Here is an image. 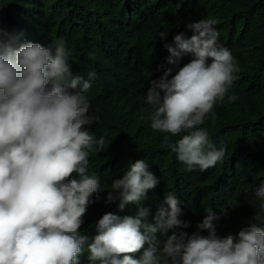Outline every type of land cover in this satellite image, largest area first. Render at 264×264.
Here are the masks:
<instances>
[{
  "label": "clouds",
  "instance_id": "9594fccd",
  "mask_svg": "<svg viewBox=\"0 0 264 264\" xmlns=\"http://www.w3.org/2000/svg\"><path fill=\"white\" fill-rule=\"evenodd\" d=\"M193 21L186 25L190 38L181 32L174 47L165 44L169 65L177 66L184 54H192V60L174 75L170 67L150 79L145 98L152 130L165 134L163 144L189 172L223 161L225 149H217L200 126L226 96L229 102L238 99L228 93L240 71L219 42L218 21L199 15ZM167 35L162 31L159 38ZM16 40L0 28V264H80L87 237L79 230L101 191L99 177L89 174V156L105 145L104 136L97 139L89 130L94 118L88 115L86 93L96 73L87 79L73 75L72 52L62 38L47 47L16 46ZM158 183L144 160L112 182L106 203L118 194L121 211L129 204L139 209L135 217L107 213L99 219L98 234L87 248L90 264H264V184L254 191L256 214L235 236H217L213 222L220 216L209 208L197 225L208 236L173 233L161 250L158 232L189 225L178 219L181 201L173 192L165 194L154 223L147 222L149 209L141 202Z\"/></svg>",
  "mask_w": 264,
  "mask_h": 264
},
{
  "label": "trees",
  "instance_id": "16d2710c",
  "mask_svg": "<svg viewBox=\"0 0 264 264\" xmlns=\"http://www.w3.org/2000/svg\"><path fill=\"white\" fill-rule=\"evenodd\" d=\"M198 15L218 21L219 42L240 71L228 93L238 99L229 102L226 96L200 126L217 149H225L223 161L189 172L163 144L165 134L152 130V109L145 98L150 79H159L170 67L174 75L192 60V54H184L177 66L169 65L165 44L174 47L173 38L181 32L190 38L193 33L186 25ZM0 28L17 38L16 46L33 42L47 47L62 38L72 52L73 75L87 79L96 73L86 93L88 115L94 118L89 130L97 139L104 136L105 145L89 156V174L99 177L101 191L98 200L93 196L79 230L87 237L80 264H90L87 248L103 215L136 216L139 206L129 204L121 211L118 194L113 202L106 201L112 182L138 160L159 180L141 202L149 209L147 222L154 223L165 194L173 192L181 201L178 219L189 225L158 232L161 250L173 233L208 236L197 225L209 208L220 216L213 222L220 238L248 226L258 206L254 191L264 184V0H0ZM162 31L168 33L163 40ZM149 71L151 77L145 75ZM183 135L173 137L172 143ZM229 201L237 206L227 208Z\"/></svg>",
  "mask_w": 264,
  "mask_h": 264
},
{
  "label": "bare ground",
  "instance_id": "6f19581e",
  "mask_svg": "<svg viewBox=\"0 0 264 264\" xmlns=\"http://www.w3.org/2000/svg\"><path fill=\"white\" fill-rule=\"evenodd\" d=\"M137 6V5H136ZM173 25V24H172ZM132 26V25H131ZM115 91V90H114Z\"/></svg>",
  "mask_w": 264,
  "mask_h": 264
}]
</instances>
